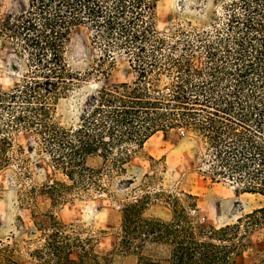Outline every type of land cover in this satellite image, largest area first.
Here are the masks:
<instances>
[{"label": "trees", "instance_id": "16d2710c", "mask_svg": "<svg viewBox=\"0 0 264 264\" xmlns=\"http://www.w3.org/2000/svg\"><path fill=\"white\" fill-rule=\"evenodd\" d=\"M159 2L12 0L3 11L0 0V53L6 51L19 73L12 87L0 88V170H12L18 205L32 209L31 233L39 235L25 242L37 264H75L76 249V264H129L134 258L136 264H237L252 227L264 224V205L217 227L193 214L198 195H152L151 185L134 187L136 157L165 161L150 155L146 143L175 130L193 144L206 179L264 197V0H226L213 23L186 20L169 30L159 28ZM80 25L100 46L89 75H109L122 56L133 77L89 94L75 126L59 120L58 105L79 79L67 50ZM20 132L32 135L27 146L16 141ZM35 152L48 156L51 174L36 166ZM92 153L102 157L100 166L88 164ZM152 171L145 178L154 179ZM131 191L135 198L121 204L116 243L107 252L97 250L95 235L107 230L90 228L83 235L81 224L60 220L56 211L76 200ZM40 196L50 199L48 209L39 207ZM156 203L169 207L168 219L155 211ZM18 252V244L2 243L0 264H21Z\"/></svg>", "mask_w": 264, "mask_h": 264}, {"label": "rangeland", "instance_id": "374dc122", "mask_svg": "<svg viewBox=\"0 0 264 264\" xmlns=\"http://www.w3.org/2000/svg\"><path fill=\"white\" fill-rule=\"evenodd\" d=\"M2 10H8L12 0H1ZM226 0H160L158 4V24L161 30L174 28L178 23L186 20L198 25H209L222 13ZM100 46L91 33L78 26L72 34L71 42L67 50V59L72 71L78 73L79 79H75L69 86L65 97L58 105V118L66 125H78L80 116L84 110L86 97L100 88L103 84L130 80L133 77L127 60L120 56L112 72L107 76L97 77L89 75L95 59L99 58ZM19 78V73L13 68L10 57L6 51L0 53V88L8 89L13 86ZM31 134L20 132L16 136L18 143L30 144ZM146 151L156 159L165 158L167 170H164V162H151L148 158L136 157L133 173L138 176V182L134 187L151 185L150 193L171 192L179 194L189 192L198 195L199 211L193 212L198 220L205 221L217 227L225 224H235L240 217H245L254 209L264 205V197L252 193H242L241 186L231 182H212L206 179L199 171L201 160L194 157L193 144L186 139H181L177 131L167 134L159 132L154 135L145 145ZM36 166L41 167L47 175L51 174L48 156H40L38 153L30 154ZM45 159V160H44ZM87 162L91 166L98 167L103 163L102 157L97 153L88 155ZM154 179L145 178L146 173L154 174ZM37 170V167H34ZM11 169L0 170V245L2 243L14 242L18 244V255L21 264H37L28 253L27 240L34 239L35 231L32 209L18 205L16 201L15 188L10 185L9 175ZM14 174V173H13ZM163 177V179H162ZM36 182L40 183L43 178L36 173ZM162 179V180H161ZM138 187V188H139ZM239 190V191H238ZM125 194V195H124ZM131 192L122 197H110L107 194L94 196L95 199L76 200L56 208L60 220L66 223H77L87 226H77L79 231L94 229H105L107 234L96 232L100 240L97 245L99 252H107L114 248L118 225L122 221L121 204L132 200ZM138 196L143 195L139 189ZM145 194V193H144ZM39 207L46 210L51 206V201L45 196L37 198ZM155 211L168 217L171 215L169 207L163 203L154 205ZM72 263H78L79 252L74 250L71 255ZM136 259L128 261L136 264ZM121 261L118 262V264ZM237 264H264V224L253 226L250 230V242L242 250L237 258Z\"/></svg>", "mask_w": 264, "mask_h": 264}, {"label": "crops", "instance_id": "0c3cea01", "mask_svg": "<svg viewBox=\"0 0 264 264\" xmlns=\"http://www.w3.org/2000/svg\"><path fill=\"white\" fill-rule=\"evenodd\" d=\"M161 214V213H160ZM161 216L163 217V218H165V219H168L169 217H170V215L168 216V217H165V216H163L162 214H161Z\"/></svg>", "mask_w": 264, "mask_h": 264}]
</instances>
